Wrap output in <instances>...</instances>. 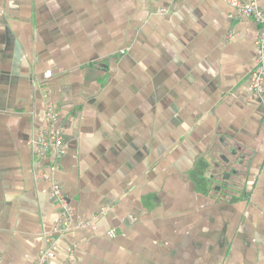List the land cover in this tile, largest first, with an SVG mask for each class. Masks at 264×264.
I'll return each instance as SVG.
<instances>
[{
    "label": "crops",
    "instance_id": "obj_1",
    "mask_svg": "<svg viewBox=\"0 0 264 264\" xmlns=\"http://www.w3.org/2000/svg\"><path fill=\"white\" fill-rule=\"evenodd\" d=\"M257 34L225 0H0V264H34L58 217L29 142L46 96L55 177L95 226L59 264H264Z\"/></svg>",
    "mask_w": 264,
    "mask_h": 264
},
{
    "label": "built area",
    "instance_id": "obj_2",
    "mask_svg": "<svg viewBox=\"0 0 264 264\" xmlns=\"http://www.w3.org/2000/svg\"><path fill=\"white\" fill-rule=\"evenodd\" d=\"M225 1L233 8V16L251 18L258 24L254 66L248 74V80L252 94L260 99L264 107V10L259 0ZM51 74V70H47L45 77H50ZM60 119L61 111L58 104L46 96L44 123L35 131L29 142L33 149L34 176L49 183V196L57 207L58 217L52 229L44 233L43 245L34 264H59L58 238L74 228L95 227L89 218H74L69 199L64 193L62 184L55 177L59 170L60 158L67 151L65 131ZM108 235L117 236V230H109ZM62 264H70V262Z\"/></svg>",
    "mask_w": 264,
    "mask_h": 264
},
{
    "label": "rangeland",
    "instance_id": "obj_3",
    "mask_svg": "<svg viewBox=\"0 0 264 264\" xmlns=\"http://www.w3.org/2000/svg\"><path fill=\"white\" fill-rule=\"evenodd\" d=\"M173 106H180V90L177 93V97L175 98L174 102L172 103Z\"/></svg>",
    "mask_w": 264,
    "mask_h": 264
},
{
    "label": "water",
    "instance_id": "obj_4",
    "mask_svg": "<svg viewBox=\"0 0 264 264\" xmlns=\"http://www.w3.org/2000/svg\"><path fill=\"white\" fill-rule=\"evenodd\" d=\"M230 174H231V173H228L227 175H229V176H230ZM224 180H225V178H224ZM226 180H229V179H228V177L226 178Z\"/></svg>",
    "mask_w": 264,
    "mask_h": 264
},
{
    "label": "flooded vegetation",
    "instance_id": "obj_5",
    "mask_svg": "<svg viewBox=\"0 0 264 264\" xmlns=\"http://www.w3.org/2000/svg\"><path fill=\"white\" fill-rule=\"evenodd\" d=\"M221 178H222V177H221ZM222 180H224V178H222ZM224 181H225V180H224ZM226 181L228 182V180H226ZM225 183H226V182H225ZM226 185H227V184H226ZM226 185H225V186H226Z\"/></svg>",
    "mask_w": 264,
    "mask_h": 264
}]
</instances>
